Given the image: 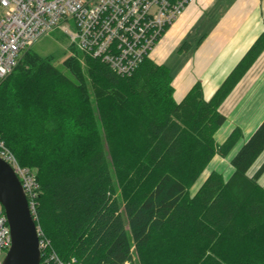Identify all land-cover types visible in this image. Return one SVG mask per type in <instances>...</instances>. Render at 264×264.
<instances>
[{
	"label": "trees",
	"instance_id": "trees-1",
	"mask_svg": "<svg viewBox=\"0 0 264 264\" xmlns=\"http://www.w3.org/2000/svg\"><path fill=\"white\" fill-rule=\"evenodd\" d=\"M263 51L264 32L210 100L198 82L180 102L150 57L120 75L98 58L70 57L65 73L21 54L0 83V139L35 171L39 224L62 259L264 264V164L250 174L264 120L244 143L240 127L218 138L222 103ZM231 154L230 177L210 170Z\"/></svg>",
	"mask_w": 264,
	"mask_h": 264
},
{
	"label": "built area",
	"instance_id": "built-area-1",
	"mask_svg": "<svg viewBox=\"0 0 264 264\" xmlns=\"http://www.w3.org/2000/svg\"><path fill=\"white\" fill-rule=\"evenodd\" d=\"M191 1L0 0V83L25 50L62 26L74 48L101 59L120 75H130L150 56L163 33ZM0 158L11 165L28 199L39 238L40 264H85L75 256L62 259L53 248L39 224L40 185L36 173L20 164L3 139ZM11 243L8 219L1 209L0 264Z\"/></svg>",
	"mask_w": 264,
	"mask_h": 264
},
{
	"label": "crops",
	"instance_id": "crops-1",
	"mask_svg": "<svg viewBox=\"0 0 264 264\" xmlns=\"http://www.w3.org/2000/svg\"><path fill=\"white\" fill-rule=\"evenodd\" d=\"M263 32L264 0H192L149 57L169 68L177 102L198 82L210 100ZM220 111L227 122L219 140L235 127L248 139L263 122L264 51Z\"/></svg>",
	"mask_w": 264,
	"mask_h": 264
},
{
	"label": "water",
	"instance_id": "water-1",
	"mask_svg": "<svg viewBox=\"0 0 264 264\" xmlns=\"http://www.w3.org/2000/svg\"><path fill=\"white\" fill-rule=\"evenodd\" d=\"M0 203L11 230L12 243L3 264H40L36 223L21 181L9 163L0 158Z\"/></svg>",
	"mask_w": 264,
	"mask_h": 264
},
{
	"label": "rangeland",
	"instance_id": "rangeland-1",
	"mask_svg": "<svg viewBox=\"0 0 264 264\" xmlns=\"http://www.w3.org/2000/svg\"><path fill=\"white\" fill-rule=\"evenodd\" d=\"M188 5L189 4H187V6ZM186 7H185V9H186ZM73 28L74 27H71V29H73ZM167 29H166V31H167ZM166 31L163 33V35H165ZM30 51L36 52V53L43 55V56H46V57H51L54 65L57 66L58 68L62 69L65 73H66V69L64 68V62L68 58H70V57L76 58L79 60V62L83 66H86V60L88 57H90L85 52L78 50L77 48H74V45L70 41L69 36L64 32L63 26L55 29L54 31H52L48 35H44V36L40 37L30 47ZM220 132H221L220 135H222V133H225L222 130ZM67 134L70 136V133H67ZM246 140L247 139H243L242 143H244ZM232 154L228 158H221L219 156H216L214 158L213 162L211 163L210 167H209L210 170H213V169L219 170V171L223 172V174L225 175L226 178L230 177L234 171V168L230 162ZM263 164H264V152L261 154L259 159L256 161V163L252 167L250 174H254L257 171V169ZM203 179L204 178H201L199 180V182H197L194 185V187H192L190 189L191 194H194L196 192V190L198 189V187H199V185ZM259 182L261 183V185L264 186V171L261 173V175L259 177ZM117 190H118V195L120 196V198L123 199V193H124L123 187L118 186ZM1 209H2V205L0 203V210ZM3 257H4V254L2 255V258ZM127 264H130V263H127Z\"/></svg>",
	"mask_w": 264,
	"mask_h": 264
}]
</instances>
